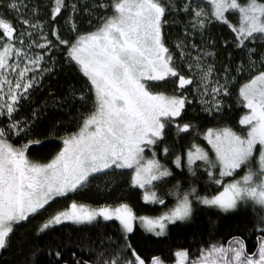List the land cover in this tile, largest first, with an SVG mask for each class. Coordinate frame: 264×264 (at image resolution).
Here are the masks:
<instances>
[{
  "label": "snow or ice",
  "instance_id": "obj_1",
  "mask_svg": "<svg viewBox=\"0 0 264 264\" xmlns=\"http://www.w3.org/2000/svg\"><path fill=\"white\" fill-rule=\"evenodd\" d=\"M0 264H264V0H0Z\"/></svg>",
  "mask_w": 264,
  "mask_h": 264
},
{
  "label": "trees",
  "instance_id": "obj_2",
  "mask_svg": "<svg viewBox=\"0 0 264 264\" xmlns=\"http://www.w3.org/2000/svg\"><path fill=\"white\" fill-rule=\"evenodd\" d=\"M53 147H55L54 144H47L45 147L40 148L39 146H36L34 148V151L38 152V153H47L49 152ZM133 203L136 205V207L138 208V210L140 211H145L147 210L149 207L151 206H145L142 202L139 201L138 196L134 195L132 197Z\"/></svg>",
  "mask_w": 264,
  "mask_h": 264
}]
</instances>
